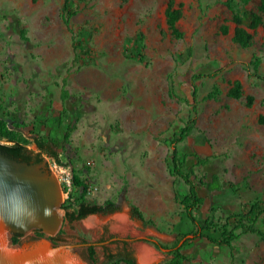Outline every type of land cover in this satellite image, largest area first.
<instances>
[{"label":"rangeland","instance_id":"374dc122","mask_svg":"<svg viewBox=\"0 0 264 264\" xmlns=\"http://www.w3.org/2000/svg\"><path fill=\"white\" fill-rule=\"evenodd\" d=\"M221 1L71 0L77 13L70 27L80 53L87 50L88 56L79 68L67 72L73 48L72 34L61 19L63 0H0V119L16 127L20 142L32 150H36L35 135L60 139L58 152L64 163L43 158L60 185L62 203L79 195V189L72 185L68 190L61 183L64 167L84 181L89 203L108 199L118 203L112 214H94L71 224L61 209L58 230L50 236L58 244L91 243L105 226L106 237L128 236L133 254L139 244L152 248L154 264L171 255L137 236L171 245L192 230L174 199L187 188L169 173V140L181 130L190 107L169 98L170 75L175 91L190 99L191 76L218 71L196 81V123L178 144L180 155L195 154L206 160L200 164L188 158L197 178L215 173L221 179L217 191L198 187L205 202L195 211L197 220L203 224L207 218L218 226L249 203L264 201V81L246 73L248 66L264 75V30L261 26L250 30L253 42L247 48L234 43L236 25ZM169 2L182 12L177 22L184 33L181 39H175L166 24ZM258 2L234 0L233 7L239 12L256 10ZM222 25L227 26L226 33L220 31ZM21 29L26 40L20 36ZM64 76L66 88L78 98L65 101L67 116L58 124ZM235 81L242 85L238 100L226 95ZM214 87L217 98L205 99ZM247 95L253 97L250 107L245 105ZM68 123L73 130L62 141ZM0 143L8 144L3 139ZM130 204L138 206L153 225L131 219ZM121 212L127 213L133 230H112L111 217ZM91 216L99 218L98 226L83 228L82 221ZM256 226L264 231V214ZM207 233L219 236L216 228ZM236 233L231 249L197 238L184 253L191 264H264V239ZM106 247L115 251L117 246ZM93 252L90 256L86 251L91 263L104 264L102 248L96 245Z\"/></svg>","mask_w":264,"mask_h":264},{"label":"trees","instance_id":"16d2710c","mask_svg":"<svg viewBox=\"0 0 264 264\" xmlns=\"http://www.w3.org/2000/svg\"><path fill=\"white\" fill-rule=\"evenodd\" d=\"M220 2V0H216ZM247 2L248 0H242ZM234 0H224L221 3L231 11V20L235 23L236 27L232 36V41L238 44L242 48L249 47L253 42V35L250 30H255L258 27H262L264 30V0H259L256 10H244L242 12L236 11L233 7ZM77 13L76 9L71 6V0H63L61 6V19L64 25L72 34V48H73V58L70 67L67 68L69 72L70 68L76 66L77 68L84 62L83 57L88 56V51L84 50L80 53L79 44L75 41L73 36V31L70 27L71 18ZM165 19L168 30L175 39H181L184 33L179 29L177 22L182 16L180 7H173L171 2L168 3L165 9ZM222 33L227 32V26L222 25L220 28ZM25 29H21L20 36L23 40L25 38ZM79 50V51H78ZM256 60V59H255ZM255 62V61H254ZM218 71H214L209 74H193L191 76V97L190 99L179 95L173 85V80L171 75L168 77V91L167 94L169 98L175 99L178 102L184 103L190 107V113L183 123L181 130L177 135H173L169 140L172 152L169 164V173L175 179L180 180L186 186V192L178 197L175 194L174 199L182 208V212L185 218L190 222L192 230L189 233L180 234L181 237L175 243L171 245H164L157 240L146 238L144 241L152 244L156 249H161L167 251L171 257L165 261L158 264H191L190 258L184 253V249L189 245L190 242L197 238H204L213 244L225 245L231 249V242L237 237L236 231L239 230L241 233H253L264 239V231L256 226L259 217L264 214V201L255 200L247 205L245 210L240 213H232L226 217L224 223L218 226H214L207 218L204 219L203 224H201L196 216L195 211L200 208L204 202L205 198L200 195L198 187H202L206 191H217L221 188V179L215 174L211 173L208 176L205 174L201 178H197L193 168L189 166V157L195 158L196 163L203 164L206 162L195 154H185L180 155L178 149V144L184 141L190 130L194 127L198 114V99L197 91L198 86L196 81L203 77H213ZM246 73L249 78H256L258 80L264 81V75L252 72L249 67H246ZM66 76L61 79V85L59 90V99L61 101V109L59 111L57 123L60 124L62 120L67 116V108L64 103L68 99H77L76 95H73L66 88ZM218 89L213 88L204 98L205 99H216L218 94ZM242 85L239 81L233 82L232 86L226 92L228 98L238 100L242 97ZM253 103V97L251 95L245 96V105L250 107ZM1 108V102H0ZM264 120V119H262ZM10 128L9 125L2 119H0V139H3L6 143H0V150L7 156L17 159L19 161L27 163H40L43 156H47L57 165H62L64 162L59 157V140L58 138L50 136H37L33 137V144L36 150H32L26 147L19 140V134L17 130ZM73 130L72 123H68L61 134V140L66 141L69 138L71 131ZM73 186L76 190L79 189V195L75 200L67 201L65 205L62 203L60 206L64 210V220L69 224L82 220L92 214H111L118 210V205L112 200H105L101 204L89 203L86 199L87 186L82 179L77 175H73ZM129 216L133 220L142 222L144 225H153L152 221L146 220L142 211L138 206L130 204ZM234 220L233 223H229V220ZM219 231L218 237H211L209 232L211 229ZM18 234H14L12 237V242L16 241ZM88 254L92 256L94 254L93 247L88 248ZM137 264L133 256L132 251L125 255L123 254H104V264Z\"/></svg>","mask_w":264,"mask_h":264},{"label":"water","instance_id":"95a60500","mask_svg":"<svg viewBox=\"0 0 264 264\" xmlns=\"http://www.w3.org/2000/svg\"><path fill=\"white\" fill-rule=\"evenodd\" d=\"M61 203L60 185L45 158L27 163L0 150V264H92L85 251L74 253V245L53 244L45 237L23 246L10 244L14 234L32 230L52 236L60 224ZM133 255L139 264L136 250Z\"/></svg>","mask_w":264,"mask_h":264},{"label":"flooded vegetation","instance_id":"af4514ba","mask_svg":"<svg viewBox=\"0 0 264 264\" xmlns=\"http://www.w3.org/2000/svg\"><path fill=\"white\" fill-rule=\"evenodd\" d=\"M98 215H102V214H98ZM106 230H107V228L105 226H102L100 228L99 238L94 240V241H91V243L83 242L80 240L69 241V242L66 241L65 243L74 245V247H73L74 253L80 252V250H83L86 253V251L88 250V248L90 246L95 247L96 245L100 246L102 248L103 256H104V254H123V255H125V254L131 252L130 246H131L132 240H130V238L128 236H126L122 239L117 238V239L112 240V238H114V236L106 237V235L104 234ZM12 237H11V239H12ZM44 237L48 238L53 244H58V242L54 240V237H50V236L48 237V236L44 235L43 232H41L39 230H32L30 233L22 234V235L18 234L16 237V241L12 242V243H14L15 245H18V246H23L26 244H31L33 242L39 241ZM59 243H61V242H59ZM108 243H111V244L115 243L116 244L117 247H116L115 251H113V249L111 250V249H108L106 247V245Z\"/></svg>","mask_w":264,"mask_h":264},{"label":"bare ground","instance_id":"6f19581e","mask_svg":"<svg viewBox=\"0 0 264 264\" xmlns=\"http://www.w3.org/2000/svg\"><path fill=\"white\" fill-rule=\"evenodd\" d=\"M113 220L112 230L122 233H126L133 230L131 223L128 220L126 212L117 213L111 217ZM100 220L96 216H91L84 221L81 225L85 229L95 228L98 226ZM137 259L139 264H152L156 260V256L153 249L145 244H139L136 246Z\"/></svg>","mask_w":264,"mask_h":264},{"label":"built area","instance_id":"2783aa9c","mask_svg":"<svg viewBox=\"0 0 264 264\" xmlns=\"http://www.w3.org/2000/svg\"><path fill=\"white\" fill-rule=\"evenodd\" d=\"M65 169L64 170V173L63 175L61 176L60 180H61V183L65 184V187H67L68 190H70L71 186L73 185V176L67 171L66 168L67 167H64Z\"/></svg>","mask_w":264,"mask_h":264}]
</instances>
